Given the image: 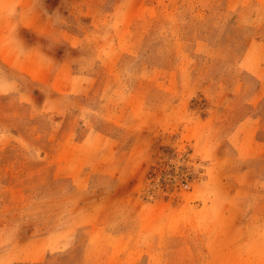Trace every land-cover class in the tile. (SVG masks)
Instances as JSON below:
<instances>
[{"label": "rangeland", "instance_id": "374dc122", "mask_svg": "<svg viewBox=\"0 0 264 264\" xmlns=\"http://www.w3.org/2000/svg\"><path fill=\"white\" fill-rule=\"evenodd\" d=\"M0 264H264V0H0Z\"/></svg>", "mask_w": 264, "mask_h": 264}, {"label": "clouds", "instance_id": "9594fccd", "mask_svg": "<svg viewBox=\"0 0 264 264\" xmlns=\"http://www.w3.org/2000/svg\"><path fill=\"white\" fill-rule=\"evenodd\" d=\"M10 47L17 56L22 57L26 55L27 53V50L23 47V45L18 40L13 41Z\"/></svg>", "mask_w": 264, "mask_h": 264}, {"label": "crops", "instance_id": "0c3cea01", "mask_svg": "<svg viewBox=\"0 0 264 264\" xmlns=\"http://www.w3.org/2000/svg\"><path fill=\"white\" fill-rule=\"evenodd\" d=\"M260 84V83H259Z\"/></svg>", "mask_w": 264, "mask_h": 264}]
</instances>
